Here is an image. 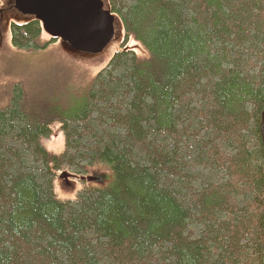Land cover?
Listing matches in <instances>:
<instances>
[{
    "label": "trees",
    "instance_id": "obj_1",
    "mask_svg": "<svg viewBox=\"0 0 264 264\" xmlns=\"http://www.w3.org/2000/svg\"><path fill=\"white\" fill-rule=\"evenodd\" d=\"M102 1L123 41L96 73L0 75V264H262L264 0ZM25 18L11 47L49 52ZM96 164L111 183L85 185Z\"/></svg>",
    "mask_w": 264,
    "mask_h": 264
},
{
    "label": "rangeland",
    "instance_id": "obj_2",
    "mask_svg": "<svg viewBox=\"0 0 264 264\" xmlns=\"http://www.w3.org/2000/svg\"><path fill=\"white\" fill-rule=\"evenodd\" d=\"M17 5L18 1L16 0H0V75H4L6 71L13 67H18L20 71H22L23 65L25 69L31 70L48 69L50 65L57 63V61H49L50 57L55 59L63 58L66 63L76 67L78 70L93 75L109 61L114 52L119 50L123 41L122 29L116 25L114 40L99 55H86L72 52L68 45H64V43L58 40V42L56 41L54 45L47 50L49 52L35 53L27 56L15 50L10 45V25L12 23H22L28 20L16 11L15 7ZM45 35L48 37L47 34ZM47 37H45V39H47ZM128 47H131L139 57H146V52L139 45L130 42ZM41 142L45 150L51 155L59 156L64 151V136L63 133L58 130V125L53 126L52 136L48 139H42ZM93 174L107 176V179L104 181L103 185L96 183H85V185L103 187L113 180L112 173L105 164L94 165L90 170H87L85 177H92L91 175ZM72 179L73 178H56L54 184L55 192L59 199H72L75 197L76 193L84 187L82 182L78 181L75 183V180ZM65 182H67L69 186H66Z\"/></svg>",
    "mask_w": 264,
    "mask_h": 264
},
{
    "label": "water",
    "instance_id": "obj_3",
    "mask_svg": "<svg viewBox=\"0 0 264 264\" xmlns=\"http://www.w3.org/2000/svg\"><path fill=\"white\" fill-rule=\"evenodd\" d=\"M15 8L20 15L39 21L45 34L76 53L99 55L115 37V17L104 8L102 0H19ZM259 132L264 147V107ZM67 177V173L61 175ZM86 180L98 182L99 178ZM262 226L264 231V218Z\"/></svg>",
    "mask_w": 264,
    "mask_h": 264
},
{
    "label": "flooded vegetation",
    "instance_id": "obj_4",
    "mask_svg": "<svg viewBox=\"0 0 264 264\" xmlns=\"http://www.w3.org/2000/svg\"><path fill=\"white\" fill-rule=\"evenodd\" d=\"M65 185L68 186V183L65 182Z\"/></svg>",
    "mask_w": 264,
    "mask_h": 264
}]
</instances>
